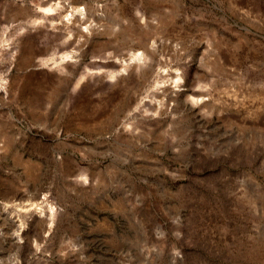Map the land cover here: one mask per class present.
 I'll return each instance as SVG.
<instances>
[{"label":"rangeland","instance_id":"obj_1","mask_svg":"<svg viewBox=\"0 0 264 264\" xmlns=\"http://www.w3.org/2000/svg\"><path fill=\"white\" fill-rule=\"evenodd\" d=\"M0 82V264H264V0H0Z\"/></svg>","mask_w":264,"mask_h":264},{"label":"bare ground","instance_id":"obj_2","mask_svg":"<svg viewBox=\"0 0 264 264\" xmlns=\"http://www.w3.org/2000/svg\"><path fill=\"white\" fill-rule=\"evenodd\" d=\"M51 10H53L51 7L48 8L46 11L47 12H50ZM79 13H83V10L80 9L78 10ZM72 18V15L69 14L67 15V21L70 20ZM64 60L67 59V58H71L70 55L66 54L64 55ZM143 56V53H137L134 55L133 59L134 60H141ZM180 77L179 76H176L175 78L171 79L172 83L177 85L179 82H180ZM2 82H0V90L2 88ZM202 99H199V98H192V102H194L195 104H198ZM83 183H86V178L83 179L82 181ZM21 210H30L32 207H36L38 208L40 211L42 210H45V217H47V220L49 223L52 222L53 220V217H54V214H55V206L53 205V203L48 199V196L47 195H44L42 198H41V202H39L38 204L37 203H31V202H28L26 204H23V205H20L18 206Z\"/></svg>","mask_w":264,"mask_h":264}]
</instances>
